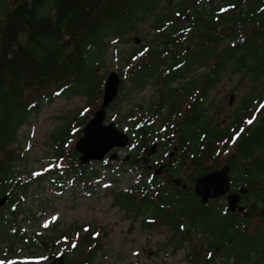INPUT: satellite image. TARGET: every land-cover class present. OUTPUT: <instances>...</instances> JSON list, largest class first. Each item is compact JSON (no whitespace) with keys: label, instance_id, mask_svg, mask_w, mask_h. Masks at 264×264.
<instances>
[{"label":"trees","instance_id":"obj_1","mask_svg":"<svg viewBox=\"0 0 264 264\" xmlns=\"http://www.w3.org/2000/svg\"><path fill=\"white\" fill-rule=\"evenodd\" d=\"M241 2L12 0V5L0 20V195L7 194L6 204H3L7 210L14 217L23 212L19 206L22 199L18 197V190L27 192L32 182L19 177V173L16 174L12 168L14 162L24 155L20 148L13 146L18 126L25 122L32 108L40 109L43 99H51L57 92L63 94L76 91L84 94L86 104L90 108L91 104L94 105L90 119L101 106L105 84V77L98 75L100 62L95 47L104 43V38L110 33L124 38L126 33L137 28L138 20L152 19L150 26L154 33L151 36L143 33L141 37L151 38L149 44L155 43L149 46L148 57H139L142 44L129 52L126 62H132V67L126 79L121 75L119 95L109 108L142 88L148 77L166 64L159 72L165 81L158 87L162 95L160 102L165 101L164 104L168 106L164 113L166 122L159 123L166 127L164 132L171 134L172 140L181 149L210 151L216 148H236L240 152L235 155L242 158V164L250 165L252 150L264 145V107H250L257 96H262L260 92L264 91L263 88L255 94L253 89L257 87L256 84H264V0H253L256 8L251 7L249 2V7L235 8L233 14L222 13V4L227 3L231 7ZM222 38L226 41L224 45H221ZM208 65H213L217 70L246 67L251 78L252 86L247 97L232 109V120L225 125L215 123L217 121L212 120L202 106L203 98L214 84V81H209L210 74L201 73L193 78L190 76L173 85L177 78L186 77L192 69ZM127 81L129 87H126ZM197 86L201 91V99L190 105L185 104L183 96L191 94ZM177 92H180V96L175 95ZM140 106V109L133 107L122 110L120 117V120H127L138 132L131 138L138 148L150 146L155 139V132L160 135L158 123L155 122L158 109L151 114ZM255 117H258L257 121ZM81 118L85 116L80 117L76 113L67 116L62 126L51 136L55 148L53 156L59 162L65 161L68 171L78 175L90 167V164L80 163V153L74 145H70L72 138L83 134L80 124L89 120L81 121ZM250 119L252 124L248 123ZM7 147L9 153L5 152ZM200 156H209V152H202ZM260 164L264 174V152ZM95 172L97 170H92L88 176L82 177L89 178ZM61 180L62 176L53 181L60 184ZM160 184L167 187L146 180L144 184L129 190L119 189L117 192V196L133 212L146 213L151 210L146 213V228H150L151 222L157 217L163 223L172 222L170 212L163 214L172 205L175 183ZM27 209L28 219L35 225L40 224L37 210L31 206ZM58 226L59 223H56L54 228ZM45 227L37 229L43 230ZM2 234L6 238L8 233ZM56 236L53 234V237ZM37 237L34 241V256L38 255V246L50 249L44 232L37 233ZM242 241L243 244L248 242L246 236L242 237ZM168 242L171 244V238ZM72 263L78 264L75 259Z\"/></svg>","mask_w":264,"mask_h":264},{"label":"flooded vegetation","instance_id":"obj_2","mask_svg":"<svg viewBox=\"0 0 264 264\" xmlns=\"http://www.w3.org/2000/svg\"><path fill=\"white\" fill-rule=\"evenodd\" d=\"M218 1L221 4L224 0ZM249 2L251 7H257V5H253V0H242L239 4H233V8L232 6L228 7L227 2L222 4L224 5L222 13L231 12L233 14L235 8L249 7ZM222 26L226 25L223 24ZM145 40V42H140L142 48L139 57H148L149 46L151 47L155 43L149 44L151 38H145ZM225 43V39L222 38L221 45ZM126 64L129 65L127 74L132 63L126 62ZM165 66L166 64L161 65L154 74L148 77L144 85L146 86L148 83L157 85V94L145 99L141 104L136 103L134 106V108L140 109V105L144 106L147 102V107L142 108H146L151 114L155 112V109H158L159 114L156 116L155 122L158 123L160 135L157 132L154 133L156 147L152 148L154 143L152 141L150 146L138 148L137 143L131 141V138L136 136L138 132L133 134L130 130V145L136 144V147L129 149L124 157H120L116 152V156L113 158L117 157L122 161L134 164L137 169H141V174L149 172L150 174L146 175L148 179L141 181V184L149 180L155 185L159 184L166 188L167 185L160 183H175L172 205L166 208L163 215L171 213V224H164L170 227L171 237L169 238H171L172 253L178 257L180 262L183 264H264V174L260 164V159L263 158L264 145L262 147L257 146L252 150V163L246 166L242 164V158L235 155L240 152L236 148H216L210 151L179 148L177 143L172 140V135L164 132L166 127L159 124L166 122L164 113L168 109V106L164 104L165 101L160 102L162 95L158 89L165 81L164 76H159L160 70ZM201 73L210 74L209 81H214L205 98H203L202 106L205 112L211 115V119L217 121L215 123L225 125L228 121L230 122V119L227 118L225 120L227 123H222L223 121L219 117L208 110L209 96L222 79L228 75H236V82L230 88L228 105L232 106L237 96L239 103L233 105L232 111L241 103V100L247 97L252 86L250 75L246 67L236 70L226 67L217 70L214 69L213 65H208L192 69V72L188 73L186 77L177 78L173 85ZM256 85L257 87H253L255 94L264 88V84ZM131 87L130 89H132ZM198 87L191 94L183 96L185 104L190 105L191 102L201 99L199 97L201 91ZM260 93L262 96H257L250 107H264V91ZM232 94L234 96L231 100ZM175 95L180 96V92ZM160 104H162L161 107H159ZM231 114L232 112L229 115ZM255 120L257 121L258 117H255ZM129 125L130 128L134 129L131 124ZM157 138L160 140L157 141ZM113 151L115 150L109 153L107 159H111L110 154ZM202 152H209V156H200ZM225 164L229 166V188L224 193L210 196L206 201L203 200L202 195L196 192L197 178L214 169L222 168ZM132 187H129L128 190ZM114 193L112 203L131 210L122 203V199L116 195V191ZM230 194H234L233 199H236V202L229 208ZM3 206V204L0 205V217L3 218H0V261H4L5 264H59L60 259L62 264H73V259L78 264H85V260H87L86 264H105L103 258L107 255L106 245L102 242L109 234L105 227H99L97 223H93L88 227L75 226L70 228L64 226L54 228L56 223L60 224L59 221L55 220L48 226L45 225L43 230H39L33 226L27 214L21 212L14 217L11 211H3V209H8ZM149 212L151 210L146 213ZM146 213L134 212L137 217L142 216L143 226L147 221ZM18 225H21V228H18ZM3 232L8 233L6 238H4ZM39 232H44L47 236L46 240L50 249L46 250L38 246V256H34V241L38 238L37 233ZM53 234H57V236L53 237ZM243 236L247 238L246 244H243ZM74 244L75 247H73ZM24 251L30 252L24 253ZM41 257L42 261H40ZM163 264L168 263L163 259Z\"/></svg>","mask_w":264,"mask_h":264},{"label":"rangeland","instance_id":"obj_3","mask_svg":"<svg viewBox=\"0 0 264 264\" xmlns=\"http://www.w3.org/2000/svg\"><path fill=\"white\" fill-rule=\"evenodd\" d=\"M11 5L12 0H0V20ZM151 20V18L147 21L138 20L137 28L126 33L124 38H118L110 33L104 38V43L95 47L100 62L97 67L99 77L106 78L111 70L117 69L126 79V72L129 69L126 57L140 45V42L146 41L141 37L143 33L150 36L154 33L150 26ZM236 78V75L226 76L209 96L208 110L219 117L222 123H227L225 121L227 118L232 120V114L229 115L231 108L239 103L237 96L234 104L228 105L230 88L236 82ZM126 84V87H129L128 81ZM157 92V85L148 83L129 94L121 103H115L114 107L108 108L106 121L114 120L118 128L129 134L131 130L134 134L136 129L130 128L127 120H120L121 111L133 108L136 103L141 104ZM86 99L84 94L76 91L63 94L57 92L53 98L43 99L40 109L32 108L25 122L18 126L13 146L20 148L24 155L22 159L14 162L12 168L16 174L19 173V177L32 180L27 192L18 190V197L22 199L19 206L25 209L24 214L29 213L27 209L29 206L37 210L40 224L33 223L36 229L48 226L55 220L60 222L59 228L67 225L88 227L93 223L105 227L109 231L102 242L106 245L107 255L103 258L105 264H163V259L168 264H183L172 253L171 244L168 242L171 230L161 218L157 217L151 222V227L146 228L143 226L142 216L137 217L132 209L112 203L114 191L117 195L119 189L128 190L129 187L140 185L141 181L148 179L146 175L149 172L141 174L140 168L137 169L134 164L116 157L94 160L89 163L88 169L78 175L68 171L65 161L59 162L53 156L52 151L55 148L51 136L62 126L67 116L71 117L76 113L80 117L85 116L80 119L81 121L89 119L94 105L91 104L90 108L86 104ZM143 107H147V102ZM84 125L80 124V127ZM79 137L72 138L70 145H74ZM135 147L128 143L113 150L120 157H124L129 149ZM5 152L9 153L8 147ZM92 170L97 172L89 178L82 177L88 176ZM37 173L39 175H36ZM60 176L62 180L60 184H56L53 180Z\"/></svg>","mask_w":264,"mask_h":264},{"label":"water","instance_id":"obj_4","mask_svg":"<svg viewBox=\"0 0 264 264\" xmlns=\"http://www.w3.org/2000/svg\"><path fill=\"white\" fill-rule=\"evenodd\" d=\"M121 82L122 76L117 69L111 70L105 78L101 106L95 110L93 116L82 127L83 134L74 144V147L80 153L81 164H87L94 160H101L114 148L126 146L130 142L129 133L118 128L114 120L106 121L107 109L119 95ZM233 96L232 94L231 100ZM156 145L157 143L154 142L152 148L154 149ZM115 154L116 151H113L110 157H115ZM228 170L229 166L225 164L222 168L214 169L197 178L196 192L202 195L203 200L206 201L210 196L227 191L230 186ZM233 196L234 194H230L229 208L236 202ZM6 200L7 194L1 196L0 205L4 204ZM59 264H62L61 259Z\"/></svg>","mask_w":264,"mask_h":264},{"label":"snow or ice","instance_id":"obj_5","mask_svg":"<svg viewBox=\"0 0 264 264\" xmlns=\"http://www.w3.org/2000/svg\"><path fill=\"white\" fill-rule=\"evenodd\" d=\"M252 122H253V121H252L251 119L248 120V123H249V124H252ZM36 175H39V173H37ZM53 219H56V218L53 217ZM75 246H76V245L74 244L73 247H75ZM0 264H5V262H4V261H0Z\"/></svg>","mask_w":264,"mask_h":264}]
</instances>
